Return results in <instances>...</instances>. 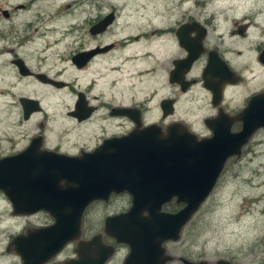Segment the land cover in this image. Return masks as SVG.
Instances as JSON below:
<instances>
[{
	"label": "water",
	"instance_id": "water-1",
	"mask_svg": "<svg viewBox=\"0 0 264 264\" xmlns=\"http://www.w3.org/2000/svg\"><path fill=\"white\" fill-rule=\"evenodd\" d=\"M112 20L109 14L92 26L90 33L103 32ZM179 41L188 48L182 39ZM198 55L199 52L190 53L174 63L171 80L181 85L182 91L191 84L184 85L183 76ZM259 59L264 65V49ZM218 63L210 60L203 76L215 106L222 99L220 82L210 84L207 78L212 79L211 69L221 77L229 73L223 62ZM17 65L21 76L29 75L21 59ZM38 76L41 82L62 86ZM19 103L24 121L39 111V101L35 99L21 97ZM171 104L172 101L164 102V117L173 113ZM120 112L130 114L131 110ZM234 123L241 124L238 131L232 130ZM206 124L212 130L210 137H199L177 125L163 133L158 125L151 124L127 136L109 139L94 152L79 157L39 151L33 139L25 150L0 158V192L9 201L12 215L43 212L53 220L50 225L13 237L6 251L16 253L21 264H46L75 242L76 258L61 264H105L114 254V247L103 242V236H108L127 246L129 252L123 264L172 262L176 257L167 252L164 244L180 239L183 228L213 191L227 160L240 159L253 134L264 129V94L253 95L233 116L220 110L218 118ZM124 193L131 198L128 209L107 216L102 232L83 239L82 220L88 207ZM173 202L181 208L175 212L163 209ZM178 260L182 264H211L183 257ZM215 264L232 263L217 260Z\"/></svg>",
	"mask_w": 264,
	"mask_h": 264
},
{
	"label": "rangeland",
	"instance_id": "rangeland-1",
	"mask_svg": "<svg viewBox=\"0 0 264 264\" xmlns=\"http://www.w3.org/2000/svg\"><path fill=\"white\" fill-rule=\"evenodd\" d=\"M14 1L17 0H11ZM53 1L49 0L47 15L49 17L57 15L56 12L60 9L62 16H55V19L46 24L43 21L41 26L32 25L25 31L27 40L29 38L32 40H28V43H14L10 48L16 55L34 65L39 56H44L48 57L45 67L61 68L62 64L57 60V54H66L65 51L71 47L65 48L69 43H89L84 29L87 22L93 20L99 11L82 4L74 8V3L79 0H55L56 6L50 4ZM263 1L98 0L103 7L102 13H107L110 8L121 11L119 24L110 28L107 36L104 37L105 41H112L124 35L150 33L157 29L160 31L157 34L158 43H174L171 31V28L177 25L174 23L190 15L204 14V7L207 8V12L212 10L210 11L212 13H217V8H231L241 15L249 7V9L258 7L257 4ZM9 2V0H0L1 9L8 7L4 4ZM67 4H71L72 7L64 9L63 5ZM140 5L143 6V10H138ZM30 18L29 14H23L16 18L15 22L18 25L19 22ZM127 21H129L128 25L125 26L124 23ZM1 26H5L4 22H1ZM167 27H170L169 32L164 30ZM52 44L53 47L44 51L46 45ZM262 44L246 43L243 47L246 50L245 55L243 53L237 60L238 68L243 65L247 67L245 72L240 70L246 77V82L227 95L225 101L233 109H242L246 101L252 97V92L264 88V69L258 65L255 58L256 51ZM243 49L240 48V51L242 52ZM178 54L176 49V55ZM6 59V56H0V64H2L0 65V156L20 150L35 134V123L38 120L47 121L44 123L47 124L49 139L59 135L57 129L71 128L65 119L71 105V87L57 93L38 81L23 79L17 72L2 68ZM160 64L167 66V58L161 57ZM164 69L159 70L161 73L158 79L159 87L164 80ZM193 74H197V70ZM63 77L66 82L71 83L74 76L70 68H66ZM148 82L151 83L152 80ZM127 85L126 93H129V84ZM151 88L152 83L151 86L144 84L142 93L146 94ZM200 91L195 88L185 96L178 95L177 91V114L174 116L190 121L192 128L198 134L204 130L201 125L202 119L210 112L207 106L208 96L204 91ZM166 94L167 90H159L160 96ZM21 97L39 101L45 111L25 122L22 119V108L19 103ZM155 112L151 120L158 118V111ZM238 129L239 127L234 130ZM69 139L71 140V135ZM127 200L128 197L123 196L117 200L113 199L107 205H94L89 208L83 219L82 238L88 239L93 234L102 232L104 218L127 209ZM52 222V218L43 212L26 216L12 215L9 201L0 192V264H21V259L16 253L6 251L12 238L25 233L28 229L47 226ZM75 244V242L69 243L46 264H59L75 259ZM165 247L171 256L176 257L168 264H182L178 260L179 257L194 262L207 260L211 264H215L217 260H225L232 264H264V129H259L253 134L243 147L240 159L231 158L227 161L214 190L183 228L180 239L177 242L165 243ZM127 252V246L119 248L107 264H121Z\"/></svg>",
	"mask_w": 264,
	"mask_h": 264
},
{
	"label": "flooded vegetation",
	"instance_id": "flooded-vegetation-1",
	"mask_svg": "<svg viewBox=\"0 0 264 264\" xmlns=\"http://www.w3.org/2000/svg\"><path fill=\"white\" fill-rule=\"evenodd\" d=\"M9 1V3L4 4L8 7L2 9L0 7V18H2V20L0 19V44H4L3 47L0 45V56L7 57L2 68L17 72L23 79L38 81L57 93L71 87V105L65 118L71 128L57 129L59 135L49 139L46 131L47 124L44 123L47 121L38 120L35 123V134L30 137L23 147L16 152L0 156V158L25 150L33 139L38 143L39 151L45 150L79 157L83 153L94 152L109 139L127 136L134 129L151 124L158 125L163 133L170 126L177 125L186 127L187 130L199 137H210L212 130L206 124V121L217 119L220 110L233 116L240 112L248 102L246 101L242 109H233L225 101L229 93L246 82V77L240 70L245 72L247 67L243 65L238 68L237 65L239 56L246 51L243 49L246 43H263L258 47L255 58L258 65L264 69V65L259 59L264 49V1L257 4L258 7L252 9H249V7L241 15L231 8H217L218 12L212 13L210 12L212 10L207 12V8L204 7V14L190 15L174 23L177 24L171 28L174 43H158L159 40H155V38L158 37L157 34L160 31L157 29L149 31L150 33L124 35L112 41H105L104 37L107 36L110 28L119 24L120 9L110 8L107 13H102L103 7L98 0H79L74 3V8L82 4L90 9L98 10L99 14L93 20H90V23L87 22L88 24L84 29V34L89 39V43H69L65 48L71 47L65 51L66 54H57V60L62 64L61 68L45 67V61L48 57L44 56H39L36 65H34V63H30L16 55L15 51L10 48V45H14V43L22 44L31 41V38L28 39L29 41L27 40L25 31L34 24L41 26L43 21L46 24L48 21L55 19V16L61 17L60 9L56 12L57 15L49 17L46 13L49 0ZM50 4L56 6L55 0ZM70 7H72L71 4L63 5L64 9ZM141 9H144L142 5L139 6L138 10ZM23 14H29L31 18L23 20L17 25L15 19ZM109 14L113 15L112 23L103 32L92 35L90 33L91 27ZM1 22H4V27L1 26ZM128 22H125L124 25L127 26ZM34 30L36 31V29ZM179 38L184 41V44L188 45V48L181 46ZM53 46L54 44L46 45L44 51ZM240 48L243 49L242 52ZM176 49L179 53L178 56L176 55ZM198 52V58L191 65L189 72L183 76V84H191L186 91H182L181 85L171 80V72L175 69L174 63L176 60L187 58L190 53L197 54ZM160 56L167 58V66H161ZM18 59L22 60L27 73H29L28 76L19 74ZM210 60L216 64H219L218 61L220 60L225 64L229 73L232 74V77H228L229 73L221 77L220 74L217 75L216 71L211 69L210 76L212 79L208 77V83L220 82L221 86L222 99L217 106L213 104L212 91L204 86L203 76ZM66 68H70L73 73L74 78L71 83L66 82L63 77ZM163 68H165L163 71L164 80L161 87H159L158 79L161 76L159 70ZM195 70H197V74H193ZM38 75H43L45 76L43 79L53 80L57 84H62V86L41 82ZM150 79L152 80V88L148 89L146 94H143L144 84L151 86V83L148 82ZM127 84H129V93H126ZM195 88L207 94V106L210 110L208 115L202 119L201 125L204 130L200 131V134L194 131L187 119L174 117L177 114V91L180 93L178 95L185 96ZM160 89L167 90V94L160 96ZM258 93L264 94V88L252 92L251 96ZM167 101H172L173 113L164 117L162 107L164 102ZM38 109L39 111L32 112L25 122H29L35 115L42 114L45 111L40 103ZM123 109L131 110L130 114L129 112H120ZM155 110L158 111V118L151 120L153 113H156ZM137 124L141 126L138 127ZM48 127L50 126L48 125ZM237 127L240 129L241 124L234 123L232 130L237 131L234 130ZM70 135L71 140L69 139ZM123 196L128 197L127 204L129 207L131 198L124 193L111 195L107 202H93L89 208L94 205H107L113 199L117 200ZM103 242L114 247V254L111 258L114 257L119 248L126 247H122L123 244H117L113 238L108 236H103ZM128 252L124 254L121 264H123Z\"/></svg>",
	"mask_w": 264,
	"mask_h": 264
},
{
	"label": "trees",
	"instance_id": "trees-1",
	"mask_svg": "<svg viewBox=\"0 0 264 264\" xmlns=\"http://www.w3.org/2000/svg\"><path fill=\"white\" fill-rule=\"evenodd\" d=\"M164 209L167 210V211H170V212H175V211H177L178 206L176 204L172 203L170 205H166L164 207Z\"/></svg>",
	"mask_w": 264,
	"mask_h": 264
},
{
	"label": "bare ground",
	"instance_id": "bare-ground-1",
	"mask_svg": "<svg viewBox=\"0 0 264 264\" xmlns=\"http://www.w3.org/2000/svg\"><path fill=\"white\" fill-rule=\"evenodd\" d=\"M164 30H166V32H169L170 31V27H167ZM155 40H159V37H156Z\"/></svg>",
	"mask_w": 264,
	"mask_h": 264
}]
</instances>
